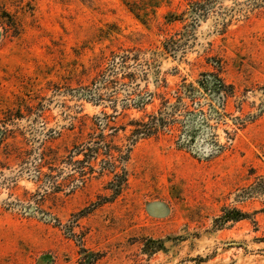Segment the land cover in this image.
Listing matches in <instances>:
<instances>
[{
    "label": "rangeland",
    "instance_id": "374dc122",
    "mask_svg": "<svg viewBox=\"0 0 264 264\" xmlns=\"http://www.w3.org/2000/svg\"><path fill=\"white\" fill-rule=\"evenodd\" d=\"M193 1L0 0V264H264V3L194 25ZM207 72L234 91L223 153L132 134ZM103 140L130 150L118 190L83 154Z\"/></svg>",
    "mask_w": 264,
    "mask_h": 264
},
{
    "label": "trees",
    "instance_id": "16d2710c",
    "mask_svg": "<svg viewBox=\"0 0 264 264\" xmlns=\"http://www.w3.org/2000/svg\"><path fill=\"white\" fill-rule=\"evenodd\" d=\"M216 2L217 0L193 1L188 11L192 24L196 25L200 18L212 11ZM263 3L264 0H252L251 2L253 7H258ZM182 19L181 14H171L169 21H182ZM121 58L122 61H126L125 56H121ZM197 84L195 86L184 80L177 85L173 97L167 96L166 93L160 94V107L157 111L146 113L145 116L136 120L133 124L132 134L137 137L138 135L152 136L168 132L175 138L180 147L190 149L193 152L194 150H201L207 158L223 153L227 145L226 143H219L218 135L214 130L215 125L211 123V120H214L217 125L228 116L226 106L228 99L234 93L233 86L227 84L218 72L202 73ZM148 97L141 99L139 105H146L154 97V94L149 93ZM206 98L208 100L202 102ZM236 118L239 119V117ZM238 124L243 126L244 122L240 119ZM226 133L228 135L227 141L230 142L233 139L231 133L229 131ZM202 137H205V141L212 144L211 148H198V142ZM0 140L2 141L3 138ZM86 149L87 151H83L85 158H96V156L102 155V171H108L112 174L111 183L115 185V189L121 188L122 183L127 181L126 169L122 163L127 160L130 150L128 149L125 153L108 140L96 142L95 146ZM81 152L82 150L77 153L80 154ZM116 152L117 154H115ZM75 162L82 164V160ZM232 211L234 212L232 215L225 213V215L219 216L216 219L217 224L222 225L228 221H238L245 218V214L240 210Z\"/></svg>",
    "mask_w": 264,
    "mask_h": 264
}]
</instances>
